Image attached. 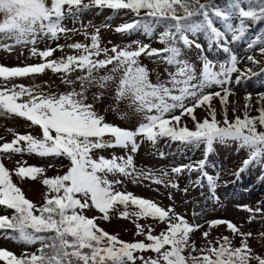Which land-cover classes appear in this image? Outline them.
I'll use <instances>...</instances> for the list:
<instances>
[{
    "label": "snow or ice",
    "instance_id": "obj_1",
    "mask_svg": "<svg viewBox=\"0 0 264 264\" xmlns=\"http://www.w3.org/2000/svg\"><path fill=\"white\" fill-rule=\"evenodd\" d=\"M241 4L242 0H233L229 10H223L201 3V0H51L50 4L49 0H0V13L4 17L0 21V34L14 38L16 44L35 45L41 34L53 40H58L62 34L67 37L69 32L78 30L68 29L63 21L76 19L95 7L114 12L128 10L137 17L143 12L144 19L120 25L116 31L129 32L142 28L151 35L156 26L164 25V30L159 33V42L165 45L157 49L134 41L138 45L136 49L131 46L109 49L101 47L99 29H96L90 36V44H58L56 48L42 51L33 46L32 54L43 58V63L24 67L0 65V77L4 81L51 69L55 73H64L65 83L74 84L75 81L68 80L67 75L77 70L83 73L77 77L79 91L73 88L60 94H49L24 85L0 86V112L18 115L41 129L39 137L31 133L15 134L11 142L0 144V153L52 155L69 161L65 174L42 180L48 192L40 206L26 198L23 190L13 181V172L0 162V206L13 210L11 216L0 215V232L5 238L26 245L40 244L39 254L25 252L20 256L0 248V260L6 264H136L137 260L141 264H251L253 260L264 264V257L253 255L248 245L252 234L241 232L235 223L224 219L207 222L209 229L226 225L231 232L240 235L239 247L233 246L231 239L224 236L217 242L218 246L209 240V247L198 249L191 236L203 225L189 222L173 207L164 208L153 200L116 190L115 186L122 181L108 179L111 174L150 177L154 183H163V179L152 173L137 171L132 154L139 150L143 140L155 145L158 139L164 137L182 144H205L207 152L212 151L215 142L237 141L241 148L249 152L240 171L256 161H264V106L258 110V116H250L247 110L243 117L236 116L231 121L227 116L229 97L233 94L228 85L232 83L233 73H239L236 83L252 74L251 69L242 72L238 67L239 59L228 46L227 33H231L232 41H239L245 36L249 22L264 21V0H247L246 8ZM210 10L224 22L227 32L214 25L209 17ZM201 16L203 19L197 22L195 18ZM233 16L239 19L236 26L230 22ZM198 32H205L211 43H218L229 54L218 70L212 60L204 57L199 76L194 65L180 59L181 49L177 46L178 41H182L185 47L195 45L196 48H203L187 35ZM84 34L89 35L86 31ZM257 41L264 42V37H256L249 47ZM3 47L11 48L10 45ZM65 47L78 50L79 54L48 59L57 49ZM260 51L264 54V47ZM144 53L177 66L170 80L172 87L150 81L147 68L140 65L138 59ZM102 55L103 58H100ZM247 59L259 63L252 56ZM108 65H113L110 72L97 75ZM116 73H121L116 86L117 102L128 100L129 107L143 114V121L135 130L106 122L105 117L95 110L94 104L87 102L88 88L93 85L106 88L109 82L115 81ZM214 85L219 86L220 91H205ZM25 96L28 99L19 102ZM102 96V92L97 93L95 99L99 100ZM214 98H219L224 105L222 122L217 119L216 109L212 106ZM246 99L250 101L251 94ZM261 99L264 100V95ZM249 106L246 104L245 109ZM203 107L208 108L209 114L203 120H197L196 109ZM177 109L180 115L174 114ZM185 114L195 121L194 129L180 125ZM105 136L112 139L106 140ZM138 137L143 140L138 141ZM112 147L130 149V153L126 157L113 155L111 158H94L92 155L94 150ZM205 164L206 159L195 166L182 165L172 171L179 174L185 168L203 170ZM44 172L43 167L33 165L20 166L14 174L21 179L34 180ZM203 176L214 192L218 175L213 177L203 172ZM171 186L178 187L175 183ZM118 205L124 209L119 212L121 218H153L167 227L159 234H153L154 230L149 226L145 233L144 226L137 223L136 234L145 235V240L127 242L101 228L97 217L90 218L84 214L86 209L94 207L102 214L100 218L110 220V213ZM130 205L137 210L130 213ZM243 207L253 212V209ZM202 235L207 239L209 231ZM149 250L156 256L145 258L136 255Z\"/></svg>",
    "mask_w": 264,
    "mask_h": 264
},
{
    "label": "rangeland",
    "instance_id": "obj_2",
    "mask_svg": "<svg viewBox=\"0 0 264 264\" xmlns=\"http://www.w3.org/2000/svg\"><path fill=\"white\" fill-rule=\"evenodd\" d=\"M50 3L51 0H49ZM3 18V14L0 13V21ZM136 19L137 16L128 10L114 12L111 9L94 7L83 12L76 19H65L63 21L64 26L68 29L75 28L78 31L69 32L67 37L62 34L58 40H53L49 36L41 34L37 38L35 45L16 44L14 38L9 39L0 34V65L6 67H24L43 63V58L38 54H32L31 49L33 46L38 51H42L50 47L56 48L58 44L67 45L75 42L90 44V36L96 29H99L101 47L111 49L113 46H119L120 48L131 46L132 49H136L138 45L134 41H139L141 45L147 44L151 48H164L165 45L159 42V26L155 27L151 35L145 33L142 28L129 32L116 31L118 26L131 23ZM85 31L89 34L88 36H85ZM204 34L205 32H199L192 36L196 43L203 45V48H196L195 45L190 48L185 47L182 41L177 43V46L181 49L180 59L194 65L198 76L202 69L204 57L212 60L218 70L220 63L228 59L229 55L218 44L215 46L209 44ZM227 35L229 40L230 33ZM3 45H10V50L4 48ZM241 45L239 41L228 43L232 52L238 56V67L241 71L251 69L252 74L246 78H241L240 82L236 83V77L239 73H233L232 83L228 85L233 92L229 97L227 106V116L230 121L234 120L236 116L243 117L245 110L248 111L250 116H258V110L264 106V100L261 99L262 95H264V54L258 52L254 46L243 47ZM74 54H79L78 50L65 47L63 50L57 49L53 53V56L48 59H59L60 57ZM249 56L254 57L259 63H254L252 60L247 59ZM100 58H103V55ZM138 59L140 65L147 68L149 79L153 84H166L168 87H172L170 80L172 74L177 71L176 65L169 64L156 56L150 57L146 53L141 54ZM112 67L113 65H108L97 75H104L110 72ZM82 74V72L77 70L67 75L66 78L68 80L75 81L74 84H67L64 82V73H55L51 69H45L43 73L13 77L8 81H4L0 77V86L6 85L10 88L12 85H24L29 88L34 87L37 91L60 94L69 92L73 88L79 91L80 82L77 80V77ZM120 75L121 73H116L115 81L109 82L106 88L102 89L96 85L89 87L87 102L94 104L95 110L105 117L106 122L117 123L122 128L135 130L139 123L143 121V114L137 113L134 107H129L128 100L117 102L116 86ZM205 91L215 92L220 91V88L214 85ZM101 92L103 96L99 100H96L95 95ZM249 94H251L250 101L246 99ZM27 99V96L22 97L19 102ZM246 104H250L247 109H245ZM212 106L216 109L217 119L222 122L224 118V105L220 103L219 98H214ZM174 114L180 115V110L177 109ZM208 114L207 107L197 108L195 112L197 120H203ZM180 125H186L188 128L194 129L195 121L191 116L185 114L181 118ZM17 133H31L38 137L41 136L38 128L27 119L15 114L0 112V144L11 142ZM105 139L110 140L112 137L105 136ZM137 139L138 141L143 140L142 137H138ZM201 145L182 144L179 141H172L167 137L158 139L155 145L147 140H143L140 143L139 150L132 154L134 156L135 167L137 171L152 173L154 176L163 179L164 182L154 183L150 177L137 178L122 175L113 176L111 174H109L108 179L122 181V183L115 186L116 190L131 192L136 196L153 200L164 208L173 207L176 213L184 216L189 222L203 225L202 228L195 231L191 236L198 249L209 247V240L213 245L218 246L217 242L224 236H228L231 239L233 246H240L242 237L231 232L226 225H219L209 229L208 221L224 219L235 223L241 232L251 233L252 235L248 238V245L253 250V255L264 257V174L259 178H255L259 174L257 168L259 163L247 166L244 168V171H240L244 167L245 156H237V154L218 147L212 149L211 152L206 151L204 153ZM129 153L130 149L112 147L94 150L92 155L94 158H99L100 156L111 158L113 155L126 157ZM205 159L206 164L203 170L185 168L179 174L172 171L173 168L182 165L195 166L199 161ZM0 162H3L13 172V181L23 190L26 198L34 201L36 205L45 201V194L48 192V188L42 183V180L45 177H55L65 174L69 166V161L65 157H55L52 155L42 157L38 154L30 153H0ZM33 165L45 169V172L34 180L31 178L21 179L14 174L15 169L20 166ZM203 172H207L213 177L218 175L219 178L215 182L216 187L214 192L207 178L203 176ZM164 173L167 175H163ZM173 183L177 184L178 187L173 188L171 186ZM243 206L253 209V212L247 211ZM256 209H260L261 211L257 212L255 211ZM123 210V207L118 205L116 210L110 213V220L100 218L102 214L94 207L86 209L84 214L90 218L97 217V223L101 228L127 242L145 240V235L136 234L137 223L144 226L145 233L149 226L154 230L153 234H159L167 227L165 223H161L158 219L153 218H141L139 220L134 216L121 218L119 212ZM128 210L131 213L137 209L135 206L130 205ZM205 231H209L207 239L202 235ZM0 248L7 249L15 254L22 253V250L20 251L19 248L8 244L1 237ZM136 255H143L147 258L155 257L156 253L149 250L143 253H136ZM251 264H257V262L253 260Z\"/></svg>",
    "mask_w": 264,
    "mask_h": 264
},
{
    "label": "trees",
    "instance_id": "obj_3",
    "mask_svg": "<svg viewBox=\"0 0 264 264\" xmlns=\"http://www.w3.org/2000/svg\"><path fill=\"white\" fill-rule=\"evenodd\" d=\"M201 3H208L211 7H218V8H221L223 10H229V6L233 3V0H201ZM241 6L246 8L247 7V0H242ZM209 17L213 20V23L217 28H219L221 31L227 32V30L224 26V22L222 20H220L219 18L215 17L214 13L211 10L209 11ZM137 19H144V17L142 15L140 18L138 17ZM195 19L197 20V22H199L200 20L203 19V17L201 16V17H197ZM230 22L233 23L234 26H236L239 23V19L237 17L233 16V18L231 19ZM158 26L160 27V31H159V33H160L164 30V25H158ZM194 34L195 33H188L187 35L189 36L190 39H193L192 36ZM204 36L207 39L208 43L211 44L212 46H215L216 44H218V43H211L209 40V37L206 33L204 34ZM258 36L264 37V21H260V22H256V23L249 22V28H248L245 36L241 40H239V43H241L242 44L241 46H243V47H249V45L252 44V42L255 41L256 37H258ZM229 40H228V43L232 41L231 40V33H230ZM253 46L255 47V49H257L258 52L261 53L260 49H261V47H264V42L257 41ZM262 130H264V129H262ZM201 147L203 148V152L205 153L207 151L206 145L202 144ZM215 147L230 151L234 154H237V156H245L244 160L248 159V156H249L248 149L241 148L237 141L229 140L226 142H215L213 144L212 149H214ZM257 163H259V165L257 167L259 174L255 178L260 177L261 175L264 174V161H256V162L248 165V166L256 165ZM48 178H51V177H48ZM43 203L39 204L38 206L42 205ZM0 212H1L0 215L11 216L13 214V210L7 209L4 206H0ZM0 237L3 238V240L5 242H7L8 244H11L14 247L19 248L20 251L22 250V252L25 251L27 253L39 254L38 253V249L40 248L39 243H36L34 245H26L22 242H17V241H14L12 239L5 238L4 234L2 232H0ZM20 255H18V256H20ZM0 264H6V262L3 260H0ZM136 264H140L139 260H137Z\"/></svg>",
    "mask_w": 264,
    "mask_h": 264
}]
</instances>
